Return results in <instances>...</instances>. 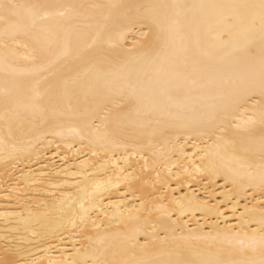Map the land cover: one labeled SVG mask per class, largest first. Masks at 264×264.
<instances>
[{"label":"bare ground","instance_id":"obj_1","mask_svg":"<svg viewBox=\"0 0 264 264\" xmlns=\"http://www.w3.org/2000/svg\"><path fill=\"white\" fill-rule=\"evenodd\" d=\"M59 2L144 5L173 0ZM75 23L83 32L94 34L103 24L101 12L85 9ZM145 31L140 23L122 29L121 61L128 63L120 71L130 74L129 82L142 95V111H149L161 98L153 96L148 81L168 78L169 69L155 51H149L142 36ZM27 53L20 47L19 66H28L22 59ZM2 57L0 50V260L94 264L96 260H200L217 253L225 260L238 258L240 241L247 243L264 218L260 178L264 160L258 142L250 152L245 151L248 145L233 148L231 133L218 139L219 129L199 126L195 113L175 108L171 114L157 110L146 119L136 118L142 124L119 132L116 144L88 134L75 135L69 129L78 122L67 118L58 121L62 127H56L39 116L6 113ZM170 87L183 100L192 85L180 79ZM261 100L258 91L253 93L236 119H247L245 112L257 116L258 107L253 105ZM104 115L99 112L92 125L93 129L100 126L101 136ZM108 128L115 124L109 121ZM81 204L88 209L84 223ZM137 228L141 231L136 239L128 242ZM259 235L257 231V239ZM146 239L148 248L141 249Z\"/></svg>","mask_w":264,"mask_h":264},{"label":"snow or ice","instance_id":"obj_2","mask_svg":"<svg viewBox=\"0 0 264 264\" xmlns=\"http://www.w3.org/2000/svg\"><path fill=\"white\" fill-rule=\"evenodd\" d=\"M88 8L100 10L103 20L94 34L83 32L75 23ZM136 23L147 28L142 33L145 44L169 69L168 78L148 81L153 96L161 98L149 111H142V95L129 82L130 74L120 71L128 63L121 61L122 29ZM20 47L28 49L22 57L29 62L28 66L17 63L21 59L17 55ZM0 50L3 51L6 113L39 116L56 127H62L58 121L67 118L78 122L69 129L75 135L83 138L88 134L116 144L119 132L142 124L136 118L146 119L157 110L171 114L175 108L178 112L195 113L199 126L210 131L219 129L218 139L231 133L233 148L237 144L248 145L245 151L250 152L251 146L258 142L264 160V0H173L144 5L0 0ZM180 79L192 85L183 100L170 87ZM257 91L262 97L253 105L258 107V115L254 117L245 112L242 115L247 119H236L238 110ZM192 92L196 95H191ZM101 111L105 113L102 136L100 126L92 128L95 116ZM109 121L115 124L112 130L108 128ZM260 178L264 190V164ZM80 207L85 213L80 218L84 223L88 209L83 204ZM71 223L76 226L75 221ZM147 223L145 220L144 224ZM259 224L247 243L240 241L238 258L225 260L217 253L200 260H96L94 264H264V218ZM140 231L137 228L127 237L128 242L134 241ZM151 236L155 239L157 233L153 231ZM167 239L166 235L160 242L163 244ZM139 247L147 249V239ZM0 264H15V261L0 260ZM27 264L39 262L32 260ZM49 264L58 262L49 261Z\"/></svg>","mask_w":264,"mask_h":264}]
</instances>
